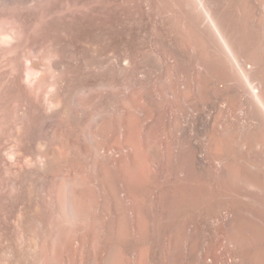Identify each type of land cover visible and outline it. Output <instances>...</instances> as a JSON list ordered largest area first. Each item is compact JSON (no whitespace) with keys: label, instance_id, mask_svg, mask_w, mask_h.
I'll return each mask as SVG.
<instances>
[{"label":"bare ground","instance_id":"obj_1","mask_svg":"<svg viewBox=\"0 0 264 264\" xmlns=\"http://www.w3.org/2000/svg\"><path fill=\"white\" fill-rule=\"evenodd\" d=\"M72 2L2 95L0 264H264V0Z\"/></svg>","mask_w":264,"mask_h":264},{"label":"rangeland","instance_id":"obj_2","mask_svg":"<svg viewBox=\"0 0 264 264\" xmlns=\"http://www.w3.org/2000/svg\"><path fill=\"white\" fill-rule=\"evenodd\" d=\"M72 1L76 0H10L5 3L0 2V97H2L0 98L1 161H4L3 158L5 162L7 160L10 161V156H13L14 148L11 140L13 138L12 134H15L13 133L15 132L14 127H16L14 124L19 116L17 114V112L19 113L18 108L14 107L17 103L8 99V101L12 103L11 105V103H7V98H3V96L6 97V93H4L6 92L4 91L6 90L5 85H9L11 83H9V81H13L16 76L19 77V80L24 85L31 83L34 76L27 71L29 69L28 63L26 62L27 53H25L27 52L25 49L28 44V36L31 37L30 35L32 34L35 36L37 30L53 18H58L62 16V14L72 15L73 13H77L79 8L78 11L82 8L84 9L81 4L78 6ZM56 5H58L57 8ZM168 26L170 28L172 27L171 21L168 23ZM170 32L172 31L170 30ZM11 73H13V78L10 77L12 76ZM14 73H16V75H14ZM8 77L12 79L9 80ZM1 99H3V101H1ZM13 102L16 105H14ZM2 104H5V106ZM15 108L17 110H14ZM7 139H10V142Z\"/></svg>","mask_w":264,"mask_h":264}]
</instances>
